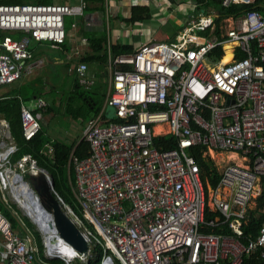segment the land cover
<instances>
[{"label": "built area", "instance_id": "built-area-1", "mask_svg": "<svg viewBox=\"0 0 264 264\" xmlns=\"http://www.w3.org/2000/svg\"><path fill=\"white\" fill-rule=\"evenodd\" d=\"M220 5L244 9L218 26L216 16L186 22L174 41L146 43L133 53L113 55L107 44L111 90L105 101L113 117L89 118L82 137L87 156L72 150L67 161L70 191L100 238L99 264H244L255 254L264 259V222L253 237L243 232L264 189V0ZM84 7L83 0L0 4V85L30 69L32 41L62 45L66 18L82 17ZM227 52L231 59L222 63ZM86 70L84 63L75 68L83 88L92 84ZM47 106L40 98L21 105L24 140L41 130L39 112ZM164 136L175 140V148L154 145ZM196 147L205 148L203 156H236L216 166L219 182L207 192L191 154ZM15 151L9 125L0 120V195L25 214L18 201L20 174L35 162L24 156L13 165ZM66 208L92 245L91 232ZM39 234L41 257L33 239L0 212V264H88L93 258L91 250L79 261L60 256L53 240Z\"/></svg>", "mask_w": 264, "mask_h": 264}, {"label": "crops", "instance_id": "crops-1", "mask_svg": "<svg viewBox=\"0 0 264 264\" xmlns=\"http://www.w3.org/2000/svg\"><path fill=\"white\" fill-rule=\"evenodd\" d=\"M53 1V0H52ZM56 3L64 4H77L80 0H58ZM85 3L83 16L80 18H66L69 21L70 27L66 30V38L64 43L59 47H52L60 51L61 56L57 61H52L50 64L53 69L56 63L62 64L68 75L74 77L72 82V88H70V99L68 100V105L73 104L76 100L74 92V84L76 81L75 68L79 63H84L87 66L86 76L87 79L92 82L88 88H82L84 90L90 91V87L96 83V78L100 69H106L108 71V89L104 93L105 97L100 105V110L95 113L94 108L98 107L93 101V97L90 96V92L87 95V100H81L82 104L85 105L88 115L84 122L78 124H71L69 131H64L59 133L58 140H54L63 143L67 146H75L83 139V130L85 127L86 120L91 118L98 113H101L104 118L113 117V109L106 105V98L111 90V70L107 63L106 47L107 44L112 46L116 43L122 45H128L133 48V53L141 45L150 42H172L176 37L181 34L186 22H197L202 16H216L215 22L218 26L222 19L228 18L234 14L224 16L221 15L215 8H210L208 10L201 9L202 6L197 0H83ZM221 3V0H220ZM219 3V6L223 8ZM232 7V6H231ZM230 8V7H229ZM225 9V8H223ZM228 9V8H226ZM225 9V10H226ZM135 10V11H134ZM193 12V13H192ZM240 12V11H239ZM238 13V12H237ZM122 14V20L119 15ZM202 15V16H200ZM138 16V17H137ZM132 20V21H131ZM218 22V23H217ZM72 23L75 27L72 28ZM105 23L108 24L105 30ZM108 30V31H107ZM15 38L19 37V34L13 35ZM36 41H32L31 44ZM100 42V45L98 43ZM38 43V42H37ZM45 43L40 42L38 44ZM30 44V46H31ZM49 44V43H47ZM222 54V53H220ZM226 58H229L226 60ZM231 59L230 54H226L223 63L229 62ZM26 66L30 69L23 74L20 80L13 82L8 85H0V99L14 98L19 102V117L20 108L22 104L31 102L34 99H43L47 101L48 106L41 113H49L56 109L61 108V103L59 97H53L52 87L53 82L49 81V77L45 74L42 79L45 83L40 85L34 83L29 78V75L38 71H45L46 63L43 57L33 55L30 60L26 61ZM42 69V70H41ZM27 78V80H26ZM24 96L27 100L24 99ZM72 99L71 103L70 100ZM95 100V99H94ZM40 113V112H39ZM75 115V114H74ZM77 115V113H76ZM5 120L8 125L9 122L0 114V120ZM78 120H81L78 118ZM45 123V122H44ZM71 123V122H70ZM43 128V123H42ZM10 130V128H9ZM11 134V133H10ZM77 134V139L74 140L73 136ZM15 143V142H14ZM74 150V149H72ZM228 160H236V156L233 154H228ZM16 163V162H15ZM13 163V165L15 164ZM215 165V164H214ZM216 167V166H215ZM67 168V166H66ZM69 173V171H67ZM218 173V172H217ZM71 180V179H70ZM210 189V188H209ZM4 196L5 202L2 200V195H0V212L6 217L3 210H7L11 217L17 223L15 230L21 231L30 239H33V235L30 229H28L21 220V217L17 212L10 206L11 203L15 204L11 197ZM257 200V199H256ZM251 204L250 210H248L247 220L244 226L250 224L251 219H258L259 214H252L251 211L255 210L257 201ZM17 205V204H16ZM253 205V206H252ZM18 206V205H17ZM19 207V206H18ZM1 208L3 210H1ZM264 212V211H262ZM25 218L24 213H22ZM7 218V217H6ZM8 219V218H7ZM9 220V219H8ZM29 220V219H28ZM10 221V220H9ZM11 222V221H10ZM263 223V222H262ZM12 224V223H11ZM13 226V225H12ZM258 229V228H257ZM257 229L244 230V235L253 237L257 234ZM34 241V240H33ZM257 254L251 255L244 259V264H262V260L257 257Z\"/></svg>", "mask_w": 264, "mask_h": 264}, {"label": "trees", "instance_id": "trees-1", "mask_svg": "<svg viewBox=\"0 0 264 264\" xmlns=\"http://www.w3.org/2000/svg\"><path fill=\"white\" fill-rule=\"evenodd\" d=\"M102 1V0H101ZM202 8L208 10L210 4H216V10L224 16H228L234 13H237L244 9V6H232L228 9H223L219 6L220 0H197ZM262 0H258L261 2ZM52 0H0V4H23V3H37V4H46L51 3ZM135 11V10H134ZM132 21V20H131ZM218 23V22H217ZM69 21L65 22V29H69ZM100 45V42L98 43ZM61 46V45H60ZM63 46V45H62ZM133 51V48L128 45H122L116 43L112 46L113 55L119 54H129ZM226 54H229L227 52ZM79 85L77 79L74 84V92L76 99L87 100V95L90 91L84 90ZM105 94H103V98ZM24 99L27 100L24 96ZM95 102V100L93 99ZM98 107L94 108L93 111L97 113L100 110V103L95 102ZM0 114L9 122L10 133L13 141L16 145V151L11 156V163H15L24 156H29L39 168L44 169L48 175L51 177L54 184V191L62 199L65 206L69 207L73 214L78 218L81 223V229L88 230L91 232V251L93 258L89 260L88 264H99L100 258L102 256V247L100 244V238L95 234L92 227L84 219L81 210L79 209L71 191L69 188V180H73L72 172H67V161L69 154L72 149L74 155L79 158H84L87 156L89 151V146L87 142L83 139L75 146H67L63 143L57 141H50L44 135V132L41 130L29 141L24 140L21 133V124L19 117V102L14 98L0 99ZM153 143L157 147H161L162 150H170L175 148L176 142L170 136L157 137L154 138ZM51 149V150H50ZM205 148L196 147L191 149V154L195 157L199 169H200V178L204 186V190L207 192L208 188L214 189L218 182L219 176L214 165V162L208 157L203 156ZM257 205L255 210L251 211L252 214L258 213V219H251L250 224L244 226V230H255L259 225L264 222V189L261 191L260 195L257 197ZM1 210H3L1 208ZM6 217L11 221L13 227L17 226L16 221L11 217L10 213L7 210H3ZM211 216L209 212L206 211L205 219H208ZM24 225L31 230L33 235L34 243L37 247L39 256H42L43 245L41 242V236L39 232L33 229V224L28 220V218L21 219ZM57 264H63L60 260L55 261ZM264 264V260H262Z\"/></svg>", "mask_w": 264, "mask_h": 264}, {"label": "rangeland", "instance_id": "rangeland-1", "mask_svg": "<svg viewBox=\"0 0 264 264\" xmlns=\"http://www.w3.org/2000/svg\"><path fill=\"white\" fill-rule=\"evenodd\" d=\"M52 2H59V1L53 0ZM209 7L216 9L217 5L210 4ZM119 17L121 18L122 14H120ZM107 27L109 28L108 24L105 23V30ZM29 50L33 55L43 57V60L46 63L47 72L45 73V71H38V72L33 71V74L29 75L27 78H29L31 81H34V83L36 84L42 85L45 83V80L43 81L42 79L43 75L45 74L47 77H49V81L53 82V87H52L53 92L50 95L53 97L55 96L59 97L60 99V103H61L60 109H56L49 113L40 112L39 114L41 125L43 123L42 131L44 132V135L50 141H54L55 139L58 140V138H60L59 133L64 131H69L70 126H72L71 124L74 123L76 125L79 123V121L80 123L84 122L88 115V111L85 105L82 104L83 102H80L78 99H76L73 104L68 105V100L71 97L69 90L70 88H72V82L74 77L72 75L67 74L65 67L62 64L56 63L54 69L50 64V62L57 61L58 59H60L59 58L61 56L60 51L51 48L50 44L47 43L38 44L37 42H33L29 47ZM108 84H109V79H108L107 68L100 69V73H98V76L96 78V83L90 87V96L95 99V102H97L98 104L100 103V105L103 100V94L108 89ZM78 118L81 120H78ZM76 135L77 134L73 136L74 140L77 139ZM211 155L212 154L208 153V156L214 162L215 166H217L218 168L219 166L222 165L223 161L228 160V156H229L228 154H213L212 156ZM28 166L29 165H27V169ZM17 171L19 172L20 170ZM207 194H209V191ZM0 204L2 205L1 201ZM10 206L17 212V214L21 217V219L25 218L22 214L23 213L22 210L16 204L11 203ZM33 229L39 232L35 225H33ZM74 264H79V263L76 261V263Z\"/></svg>", "mask_w": 264, "mask_h": 264}, {"label": "water", "instance_id": "water-1", "mask_svg": "<svg viewBox=\"0 0 264 264\" xmlns=\"http://www.w3.org/2000/svg\"><path fill=\"white\" fill-rule=\"evenodd\" d=\"M20 179L28 186L29 197L36 200L42 228L47 231H42L35 220L25 213L30 222L43 234L52 233L49 238L53 240L54 247L64 243L78 261L81 260L80 257L86 258L91 245L70 218L64 202L54 191V184L48 173L33 163L20 174ZM22 209L24 210L23 206Z\"/></svg>", "mask_w": 264, "mask_h": 264}, {"label": "bare ground", "instance_id": "bare-ground-1", "mask_svg": "<svg viewBox=\"0 0 264 264\" xmlns=\"http://www.w3.org/2000/svg\"><path fill=\"white\" fill-rule=\"evenodd\" d=\"M226 57V55L223 57L222 59V63L224 58ZM229 58H226V60H228ZM228 63V62H227ZM19 181V179H17ZM21 187L22 189H20L19 194H20V198L18 199V201L20 202V204L23 206L25 213H28L29 216L35 220V222L37 223V225L43 229L42 231H47L46 228H42V221L39 219L40 217V213L39 210L37 209V203L36 200L34 198H30L29 197V189L28 186L24 183L21 182ZM52 233H47L46 237L50 236ZM55 251L58 255L63 256V257H71L73 255V252L70 250V248L67 247H63V246H59L55 248Z\"/></svg>", "mask_w": 264, "mask_h": 264}]
</instances>
